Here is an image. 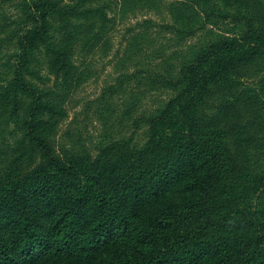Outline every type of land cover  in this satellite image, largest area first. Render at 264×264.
Here are the masks:
<instances>
[{
  "label": "trees",
  "instance_id": "16d2710c",
  "mask_svg": "<svg viewBox=\"0 0 264 264\" xmlns=\"http://www.w3.org/2000/svg\"><path fill=\"white\" fill-rule=\"evenodd\" d=\"M118 1L124 14L164 6L179 43L219 22L229 35L104 89L108 110L138 98L132 82L173 93L135 120L142 146L60 152L115 0H0V264H264V0ZM139 25L123 66L152 43L157 24Z\"/></svg>",
  "mask_w": 264,
  "mask_h": 264
},
{
  "label": "rangeland",
  "instance_id": "374dc122",
  "mask_svg": "<svg viewBox=\"0 0 264 264\" xmlns=\"http://www.w3.org/2000/svg\"><path fill=\"white\" fill-rule=\"evenodd\" d=\"M115 6L116 25L111 34V45L98 49L94 54L90 79L73 92L67 102L69 115L61 123L55 139L60 152H82L84 146L90 153L96 154L106 144L122 139H130L132 145L142 146L147 141L146 126L141 125L138 128L135 120L164 104L173 93L169 90H151L143 82L146 79H143L145 84L132 82L130 86L135 89L138 98L124 94L114 100L109 110L100 105L97 98L105 88L117 83L122 72L132 73L139 68L151 72L161 71L167 68L168 63L176 66L180 62L177 58L184 55L189 46L201 45L222 35H229L226 29L231 26L229 23L219 22L198 32L195 37L179 43L173 33L160 27L171 22L164 6L140 7L129 14L122 12L120 1L115 0ZM145 20L157 24L149 30L152 43H143L141 53L134 55V58L123 66L121 61L125 59V50L132 45L134 34L143 30L139 24ZM134 29L135 31H132ZM0 48L2 60L1 56L6 54L9 48L7 44ZM258 167L259 171H264V156L261 157Z\"/></svg>",
  "mask_w": 264,
  "mask_h": 264
}]
</instances>
